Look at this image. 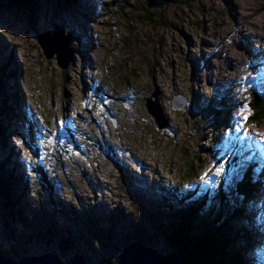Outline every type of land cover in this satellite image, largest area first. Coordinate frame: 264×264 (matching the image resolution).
<instances>
[{"label":"rangeland","instance_id":"374dc122","mask_svg":"<svg viewBox=\"0 0 264 264\" xmlns=\"http://www.w3.org/2000/svg\"><path fill=\"white\" fill-rule=\"evenodd\" d=\"M104 1L109 0H78L66 7L41 0L34 28L27 9H8L0 0V64L19 72L17 83V73L4 79L3 89L8 96L16 88L21 91L16 103L9 102L13 119L2 116L0 121L37 204H49L53 211V202H64L106 217L120 207L152 225L159 240L154 249L166 253L171 248L166 233L141 207L152 202L138 205L134 190L143 195L149 188H217L231 153L233 166L248 168L256 161L261 166H255L254 176L264 177V122L246 131L248 102L257 89L264 91V0H191L169 7L166 14L149 0H113L111 9ZM163 15L168 17L164 24ZM56 27L70 37L73 61L67 69L59 67L56 57L48 60L38 42L39 35L54 34ZM156 93L167 129L159 130L146 108L147 99L157 101ZM180 96L190 106L173 109V98ZM223 100L233 110L226 118L229 124L218 131L207 106ZM5 155L0 150V161ZM219 168L224 171L216 175ZM43 170L49 180L58 181L54 192ZM239 180L230 173L225 191L233 194ZM260 191L245 200L251 217L241 220L251 222L256 232L247 244L257 257L252 264H264ZM57 218L62 225L72 224ZM3 219L0 215V246L6 249L11 244ZM16 221L13 227L21 234ZM126 224L117 219L114 245L129 231ZM57 244H31L25 255L59 253ZM107 249V258L117 264L118 253ZM94 256L88 264H99Z\"/></svg>","mask_w":264,"mask_h":264},{"label":"trees","instance_id":"16d2710c","mask_svg":"<svg viewBox=\"0 0 264 264\" xmlns=\"http://www.w3.org/2000/svg\"><path fill=\"white\" fill-rule=\"evenodd\" d=\"M14 1L20 9L28 10L32 20L31 25L35 28L38 20L36 15L40 9L38 4L41 0ZM48 1L64 2L66 7L67 3L68 6H71L75 1L78 2V0ZM149 1L152 6L166 14V9L169 7L185 6L191 0ZM111 4H114L113 0L104 1L107 9L110 8ZM103 11V7L100 8V12ZM167 20L168 17L163 15L161 22L164 24ZM7 66V64H0V118L5 116V118L11 120L13 118L11 112L13 104L9 105V102L12 100L16 103L20 99L21 91L16 88L10 96L7 93V96L5 95V88L3 89L4 79L13 76L15 78L17 73L15 78L17 83L19 76L18 68L7 70ZM21 101L23 100L21 99ZM227 101L229 100H223L214 106L209 103L207 106L210 107V110H213L212 122L215 124L214 128L218 131L228 123L229 113L233 110V108L230 109L232 107L231 102ZM248 104L250 105L251 118L246 131L250 126H259L264 122V91L256 90L255 95L249 100ZM16 112L18 113L17 110ZM7 137L6 128L0 121V150L6 154L0 161V215L2 216L1 213H3L5 230L11 244L6 249L1 248L7 257L9 256L13 260L21 259L26 257L25 254L28 252L26 249L29 245L46 242L50 248H54L55 244L58 243L56 247L59 249L61 257L69 258L72 253L75 255L82 254L80 246L85 245L83 254L89 261H92L93 256L97 255L96 259L99 264H115L107 258V252L109 253L107 248L120 253L123 247L131 245L132 242L130 241L134 240H138L148 247L158 248L155 247L159 241L158 236L155 232L152 233V225L150 227L148 223L124 214L120 207L106 217L93 216L89 210H76L73 207L65 206L64 202H53L51 206L53 211H51L49 204H47L48 207L44 206V203L37 204V195L32 192L28 174L23 172L19 162L13 160L14 147H8ZM230 140L236 144L239 143L236 138ZM231 154L227 156L226 173L219 181L217 188L208 187L204 191L199 188L188 189L185 185L173 187L170 190L166 187L157 190L149 188L143 191V195L136 193L133 189L138 205L141 200L142 202H152V204H146L147 206L142 204L141 207L147 212L154 224L157 223L156 221L160 222L159 225L162 229L158 226L157 228L166 233V242L171 247L169 252H175L181 247H188L196 255L205 258L212 264H252L255 261L254 259L257 258L249 252L250 248L247 246L253 238L251 222L248 221L250 223L245 225L241 220L245 219L246 215L247 219L251 217L244 210L245 200L253 197L255 191L259 192L261 190V185L258 182H264V177L258 179L254 176L255 166L248 167L245 174H243L236 163L233 166L232 160H235V157ZM232 171L239 176L241 181L235 186L233 194H229L225 189L228 186L227 177ZM44 173L47 180H49L48 173L46 171ZM125 173L128 174V172ZM130 180L132 181V179ZM49 182H51L49 190L54 192V187L58 184V181L49 180ZM134 187L138 191L140 185L135 183ZM200 192L204 193L200 194ZM59 216L72 224H60L57 218ZM13 218L17 219L18 225L23 227L21 234L13 227ZM117 219L126 222L129 231L121 239V243L117 242L118 244L114 245L113 241L115 242L117 231V229L115 231V228H118L116 225ZM97 221L105 225L96 226ZM102 233L108 241H103ZM106 242H110L111 245ZM161 253L164 254L163 251Z\"/></svg>","mask_w":264,"mask_h":264},{"label":"water","instance_id":"95a60500","mask_svg":"<svg viewBox=\"0 0 264 264\" xmlns=\"http://www.w3.org/2000/svg\"><path fill=\"white\" fill-rule=\"evenodd\" d=\"M2 6L8 9H20L14 0H4ZM69 38L64 35L59 27L55 28L54 34L49 33L45 36H38L39 45L43 48V53L46 58L52 60L56 57L61 69H67L71 61H73L72 52L69 51ZM158 96V93L154 95L157 99L155 102L147 100L146 108L148 113L157 122L159 130H162L163 128H168V120L165 118ZM177 97L173 98V109L182 110L189 106L185 97ZM180 99L183 102H180ZM169 251L162 254L141 242H135L121 250L118 254L117 264H212L205 258L196 255L188 247H181L175 252ZM0 264H87V258L84 255L77 254L65 259L58 252L50 251L42 255L27 256L13 260L4 254L0 247Z\"/></svg>","mask_w":264,"mask_h":264},{"label":"snow or ice","instance_id":"6c2138e0","mask_svg":"<svg viewBox=\"0 0 264 264\" xmlns=\"http://www.w3.org/2000/svg\"><path fill=\"white\" fill-rule=\"evenodd\" d=\"M245 119H246V117H245ZM223 171H224V170H223L222 168H219V169L217 170V172H216V175H220Z\"/></svg>","mask_w":264,"mask_h":264},{"label":"clouds","instance_id":"9594fccd","mask_svg":"<svg viewBox=\"0 0 264 264\" xmlns=\"http://www.w3.org/2000/svg\"><path fill=\"white\" fill-rule=\"evenodd\" d=\"M189 105H190V104H189ZM133 243H135V242H134V241H132V243H131V244H133ZM129 246H130V245H128L127 247H129ZM127 247H123V248H127ZM123 248H122V249H123ZM122 249H121V250H122ZM118 254H119V253H118Z\"/></svg>","mask_w":264,"mask_h":264},{"label":"bare ground","instance_id":"6f19581e","mask_svg":"<svg viewBox=\"0 0 264 264\" xmlns=\"http://www.w3.org/2000/svg\"><path fill=\"white\" fill-rule=\"evenodd\" d=\"M111 9V8H110ZM260 57V56H259ZM258 166V165H257Z\"/></svg>","mask_w":264,"mask_h":264}]
</instances>
